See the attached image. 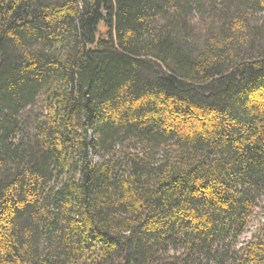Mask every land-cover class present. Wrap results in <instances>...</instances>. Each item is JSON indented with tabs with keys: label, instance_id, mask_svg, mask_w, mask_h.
Here are the masks:
<instances>
[{
	"label": "trees",
	"instance_id": "obj_1",
	"mask_svg": "<svg viewBox=\"0 0 264 264\" xmlns=\"http://www.w3.org/2000/svg\"><path fill=\"white\" fill-rule=\"evenodd\" d=\"M264 0H0V264H264Z\"/></svg>",
	"mask_w": 264,
	"mask_h": 264
},
{
	"label": "rangeland",
	"instance_id": "obj_2",
	"mask_svg": "<svg viewBox=\"0 0 264 264\" xmlns=\"http://www.w3.org/2000/svg\"><path fill=\"white\" fill-rule=\"evenodd\" d=\"M264 226V196L260 199L258 207L255 210L254 216L245 232L240 238L239 245L248 241L252 236Z\"/></svg>",
	"mask_w": 264,
	"mask_h": 264
}]
</instances>
